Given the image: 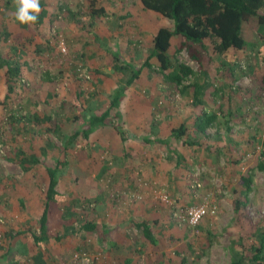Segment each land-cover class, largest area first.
<instances>
[{
    "label": "rangeland",
    "instance_id": "374dc122",
    "mask_svg": "<svg viewBox=\"0 0 264 264\" xmlns=\"http://www.w3.org/2000/svg\"><path fill=\"white\" fill-rule=\"evenodd\" d=\"M136 1L97 0V7L103 5L107 9H120V5L132 3L131 9H136ZM44 5L46 9H51L52 23H46V26H42L38 31L22 29L19 32L15 24V30L10 32L19 36L18 42L15 43L12 37L0 42V54H8L9 58L16 59L19 64L25 62L21 66L23 71L21 70L14 92L8 97L5 72L0 68V171L3 172L0 189V253L6 247L7 231H19L18 241L23 244L28 254L37 252L30 233L38 231L37 221L47 181L43 178L44 174L36 172L33 180L36 181L35 186L26 188V180L30 179L31 175L22 173L13 161L15 147H29L26 143H29L33 132L28 131V128L31 129L34 123L31 114L27 116L25 110H20V107L33 104V100L29 102L33 96L39 97L37 100L41 99V108H37V114H47L51 118L45 125L34 124L35 129L41 131L33 138L46 145L50 144L48 151L52 164H55L56 158H60V151H63L62 159L75 161L85 174H88L89 186L88 191L85 189L83 192L84 196L87 195L86 192L89 196L81 199L75 195L73 176L61 177L59 188L67 191V199L77 215L67 232L65 227H59L57 223L56 229L63 235L59 241L48 240L43 243L46 264L122 263L121 259L125 254L118 255L115 259L111 246L109 248L95 233L82 229L84 221H103L111 233H122L124 241L122 240L116 248L120 249L118 252L123 251L122 253L132 251L136 264H158L159 261L167 259L169 264H231L229 244L235 233L233 202L239 197L240 176L249 169L252 171L253 181L247 194L245 210L254 223H264V171L256 166L259 159H263L260 152L264 150V87L261 88L262 82L259 81V77L264 76V61L257 56L241 53V56L234 58L237 64L232 73L226 71L224 74L219 65L220 58L214 52L213 40L207 38L206 50L212 60L205 75L207 84L203 99L206 108L215 111L219 117L217 125L207 129L206 134L210 137L205 138V135L200 134L196 138L190 130L188 135L174 146L178 147L182 155L179 168L176 167L175 157L163 160L158 158L161 152L157 151V169L163 171L166 168H176L173 176L160 171L161 174L155 177L163 184L155 181V185L141 170H133L136 169L133 166V187L118 188V184L115 183L117 186H114L109 170L112 158L109 156L106 135V140L101 137L98 149L91 146L90 139L87 141L78 136L81 140L78 146H67L66 150H63L61 134H66L75 125L73 114L78 109L70 110L68 104L72 92L77 91L80 94L83 104L90 97H96L100 108L105 107L109 103L105 94L111 93L116 86L124 82L130 71L122 73L110 70L104 53L96 54L92 50V45L96 42L87 28V15L91 10L89 0H44ZM6 6H9L8 3L4 7L11 9ZM61 9H64L63 14L57 17L58 13L62 12ZM121 26H113L111 35L105 36L110 37L104 39L106 43L126 42L129 33ZM100 31L104 29L101 28ZM61 42L65 47L64 52L60 47ZM82 50L84 55H80ZM175 57L179 62L190 66L197 73V78L201 76L198 64L189 58L185 50ZM126 61L133 66L143 63L138 56L128 54ZM231 65L234 66V63ZM143 69L144 72L149 71L145 67ZM194 78L191 76L185 79L183 84L193 81ZM136 85L123 100L124 105L127 106L133 101L143 104L147 103L148 98L151 101L155 99V104L161 106L157 110L158 114L170 115L172 122L180 117L188 119L186 128H191L192 100L190 94L181 91L182 87L164 80L158 70L151 69L150 77H147L144 83L139 81ZM48 92L51 96L43 102L42 98ZM61 103L65 106L64 110L60 108ZM35 109L33 106V114ZM21 120L27 127L18 131L14 125ZM59 123L63 126L55 132L54 129L59 127ZM170 124L171 122L168 126ZM191 139L198 140V144H189ZM208 143L217 144L220 149L208 152ZM157 145L163 150L160 144ZM79 152L84 156L75 157ZM112 163L115 165L114 161ZM155 165L150 164L149 167L155 168ZM93 170L96 171L94 176ZM194 177L201 183L197 189L190 187ZM171 181L175 186L174 191L170 189ZM160 192L166 193L182 208L199 204L204 198H209L216 205V213L204 216L195 226L179 224L173 217L172 207L158 198ZM17 195L22 196L19 201H16ZM63 206L60 207L64 211L67 207ZM144 219L150 222L157 240L156 246L144 241L141 230L134 224ZM84 257L89 259L88 262Z\"/></svg>",
    "mask_w": 264,
    "mask_h": 264
},
{
    "label": "trees",
    "instance_id": "16d2710c",
    "mask_svg": "<svg viewBox=\"0 0 264 264\" xmlns=\"http://www.w3.org/2000/svg\"><path fill=\"white\" fill-rule=\"evenodd\" d=\"M143 8L157 12L172 21L170 27H160L153 35V46L151 53L145 58L142 65L139 67L133 66L121 59L119 52L109 51L112 58V69L118 72L126 73L130 71V75L121 84L108 95L110 105L99 113L91 112L89 109L81 115L76 112L73 114V119L86 122L87 127L82 131L73 130L71 134L63 137V147L72 145L73 141L80 134L84 138L92 132L94 127L111 125V116L113 110L117 109L127 86H130L137 79L144 66L149 69L156 67L162 74L164 80L182 87L183 93L190 94L192 106L197 109V114L193 125L187 129L181 124L179 127L172 130V137L182 139L188 132L198 135H205V138L210 136L206 134L207 129L217 125L218 114L215 111H206L203 109L204 104L203 94L207 82L205 75L208 72L211 56L206 50L205 39L213 40L214 52L219 56V65L224 72L232 73L237 62V58L241 53H250L264 61V0H139ZM8 1H6L7 3ZM41 12L38 21L34 25L39 27L42 24L47 10L44 5V0H40ZM88 25L91 22V17L100 16L104 13V7H97V0H89ZM57 17H61L64 9H61ZM67 15V12L65 13ZM65 15V16H66ZM73 17V15H72ZM15 22L20 28L26 29L31 25H20ZM250 34L254 37L252 40H247L245 30H250ZM3 40L7 41L10 37L14 42H18L19 36L12 35L4 29ZM101 42V41H99ZM15 49V46L13 47ZM185 50L189 58L198 64L200 77H196L197 73L185 63L176 60L175 56ZM234 63V66L231 65ZM5 67L6 79V97L14 92V87L20 76V64L16 59L9 58L8 55H0V67ZM154 66V67H152ZM194 76V80L183 84L185 79ZM258 79V78H257ZM261 88L264 87V76L259 77ZM77 104L81 102L80 94L75 96ZM81 104V103H80ZM219 109H223L219 107ZM84 111V110H83ZM83 115L85 117L83 118ZM117 115L114 111V116ZM35 119L38 117L34 116ZM82 118V119H81ZM45 120H50L49 116L44 117ZM62 126L61 124L59 125ZM122 134V130L117 127ZM189 144H198V140L191 139ZM169 151L173 152L176 157V167L179 168L182 160L180 153L170 149V142L160 141ZM209 144V145H208ZM207 144L206 150L214 152L220 149L216 145ZM213 146V147H212ZM32 148L30 145L27 149L19 148L16 154V160L23 170H29L34 164L43 161V158L38 157L36 153L28 154L27 150ZM43 153L45 150L41 147ZM260 157L264 159V150L260 152ZM259 159L257 168L264 171V160ZM59 162H57V165ZM57 165L54 167L47 166L48 185L44 193V206L38 218V231L30 233L32 242L37 248L35 254L28 252L14 251L13 245L19 244L18 236L20 232H8L6 236V247L3 253L0 254V264H46V259L43 254V243L48 240L59 241L62 234L58 233L56 227H65V231L69 229L75 222L77 212L70 203H61L62 198L56 190L57 185ZM253 181L252 171L249 169L244 174H241L239 179V197L233 202V225L235 233H233L229 244L231 254V264H264V223H254L248 212L245 210L248 199L247 194L251 190ZM242 198V199H241ZM67 207L66 210H61V205ZM67 204V205H66ZM63 206V207H64ZM58 223V224H57ZM135 226L141 230L143 240L150 242L156 246L157 240L154 237L153 231L148 219L134 222ZM82 229L88 232L95 233L101 241L107 242L110 240L107 235L106 225L93 221H84ZM210 244V242H208ZM21 244V243H20ZM158 264H169V260L159 261Z\"/></svg>",
    "mask_w": 264,
    "mask_h": 264
},
{
    "label": "crops",
    "instance_id": "0c3cea01",
    "mask_svg": "<svg viewBox=\"0 0 264 264\" xmlns=\"http://www.w3.org/2000/svg\"><path fill=\"white\" fill-rule=\"evenodd\" d=\"M6 1H8V5L6 7H10L11 9H6L4 6L7 4L5 3ZM0 42H3V35H4V29L8 32H10L11 30H15V24L17 25V23L15 22L14 19V13H15V6L13 3V0H2V2H0ZM136 9H131L132 7V3H125L124 6L120 5V9H107L105 6L101 5L104 7V13L101 14L100 16H93L91 17V22L88 25L89 27L88 30L91 34H93L94 37V41L97 43H93L92 45V50L97 53H104L105 55V60L106 63H111L112 58L110 57V52L109 51H117L119 52L122 61L127 62V54L131 55V56H138L139 59H142V61L145 60V58L151 53L152 50V46H153V35L156 33V31L160 28V27H170L172 25V21L166 17H164L163 15L145 9L143 8L141 2L139 0L136 1ZM123 8V9H122ZM143 8V9H142ZM47 10V15L45 16L42 24L39 25V27H35L34 25L28 26L26 29L30 30V31H38L39 29H42V26H46V23H52V17H51V9H46ZM67 17V15H66ZM165 22H164V21ZM164 22V23H163ZM122 25V26H121ZM18 26V25H17ZM99 26V28L97 27ZM113 26H121L122 29L128 30L127 33H129V37L127 39L126 37V42L124 41L123 43H106V41L104 40L109 39L110 37H105V36H110L112 31L111 29L113 28ZM96 28L98 30H96ZM101 28L104 29V31H100ZM23 28H20L18 26V32L21 31ZM93 30V32L91 31ZM96 30V31H95ZM17 31V29H16ZM97 32V33H96ZM11 33V32H10ZM245 33L247 35V40H252L253 39V35L250 34V30H245ZM37 35V34H36ZM150 40V43L148 44ZM206 40V39H205ZM43 41H45V39H43ZM101 41V42H99ZM147 41V42H146ZM113 47V48H111ZM82 53L80 55H84V51H81ZM247 54H250L247 52ZM0 55H4V54H0ZM8 55V54H7ZM253 55V54H251ZM241 56V55H240ZM255 56V55H254ZM126 58V59H125ZM21 64V63H20ZM25 64V62L23 63ZM23 64H21L20 66H23ZM142 64L139 65V67ZM138 67V66H136ZM145 68H147L146 66H144ZM143 67V68H144ZM154 67V66H152ZM3 68L4 72H5V67H0ZM110 70L113 71L112 69V64L109 65ZM142 68L141 73L139 75V77L137 79L134 80V82L130 85L127 86L125 91H124V95L123 98L121 99L117 109H115L114 111L116 112L117 115L114 116V111L112 112V116H114V118L111 116L112 120H111V125L108 124L106 126H97L94 127V129L92 130V132L88 135L87 138H84L82 134H80L79 136H82L83 139L91 142V146L95 147L98 149V145H100V139L101 137L104 138V140H106L105 135L107 136V143L109 145V153H110V158H112L110 160L109 163H111L109 166V170L111 173V178H112V182L114 183V186L118 184L119 186H117L118 188H129L133 187V184L131 183L132 179H133V175L131 178V169L133 166L136 167V169L133 168V170H141L142 174L149 178L151 181H153V183L156 185L155 181H159L161 184H163V182H161L159 179L155 178L157 175L162 173H167L171 176H173L174 171L176 170V168H172L171 170L166 168L165 170H159L158 165H155L156 161L159 162V160H156V154H158L157 151H160V155H158V158H162L163 160L166 158H173L175 157V154L171 151H169V149L162 143H160V141H168L170 142V149L180 153V151L175 148L176 145H178V142L183 140L182 139H177L175 137H172V130L174 128L179 127L181 124L185 125L187 127L186 121L188 119H185L183 117H180L177 121L174 120L173 118V122L170 120V115H164L161 116L160 114H158L159 112L157 110L160 109L161 106H159L157 103L155 104V99H153L151 101V99H147V103H143L140 104L137 101H133L131 104H127L124 105V99L127 96V94L129 93L130 89H134V85L137 84V82L141 81V83H144L147 79V77H150V69L147 68V70L149 71H145ZM21 70L23 71L22 67H20V74H21ZM153 70H158L156 67L151 69ZM115 71V70H114ZM159 71V70H158ZM5 75V73H4ZM120 85V84H119ZM118 85V86H119ZM116 86L112 92L118 87ZM137 86V85H136ZM7 90V87H6ZM151 90V89H150ZM100 92V90H99ZM111 92V93H112ZM105 94L108 98V95L111 94ZM78 94L77 91L72 92L71 98L68 99V104H69V109L72 110V108H76L77 112L81 115L82 117V113L85 112L87 109H89L91 112H96L99 113L101 110H105L106 108H108V106L110 105V101L109 103L105 106L100 108V105L98 103V100L96 99V97H90L89 99H87L86 103H82L79 102L77 104V100L76 103H74V99L75 96ZM97 94V93H96ZM95 95V94H93ZM48 96H51V93H47V95H45V97L42 98L43 102L44 99L46 100V98ZM39 98V97H36ZM36 98H34L33 96L30 97V101L31 102L33 100V104H26L23 107H20V110H25V113L27 114V116H30L31 114V119H33L32 121H29L30 123H37V124H42L45 125L46 122H50V120H45L44 117L49 116L47 114H42L41 116L39 114H37L38 109L41 108L40 103H41V99L37 100ZM63 103L66 104L65 101H62ZM81 103V104H80ZM205 103V101H204ZM131 105V106H130ZM33 106L36 107L35 109V113L33 114ZM203 109H205L206 111H212L206 108V106L203 104L202 105ZM38 108V109H37ZM60 108H62L63 110L65 109V106H63V104L61 103ZM86 109V110H85ZM193 109V118L191 117L192 121L190 124L193 125L196 114H197V109L195 107L192 106ZM19 110V111H20ZM84 110V111H83ZM158 112V113H157ZM39 113V112H38ZM33 114V115H32ZM4 115V113H3ZM38 117V119L35 117ZM85 117V115H83V118ZM82 119V118H81ZM167 119V120H166ZM29 120V119H27ZM114 120H116V122H114ZM169 120V121H168ZM169 122H171L170 126H168ZM26 123H23L22 120L19 123H16L14 126H17V130L18 131H23V129H25ZM33 124V127L28 131H31L33 133H31L30 139H29V143H26V145H32V148L28 149L27 152L28 154L30 153H36L38 155V157L43 158L42 162H39L37 164H34L30 167L29 170H23L21 168V166L18 164L17 160H16V154L19 150V148H25L24 146H20V147H15V155L13 156V161L18 165V167H20L21 172L24 174H29L31 175L30 179L26 180L27 187L26 188H32L33 186H35L36 181L35 180V175L36 172L38 174H44V179H46L47 181V185H48V172L46 167L50 166V167H54L57 165V162H59V164L57 165V185H56V190L58 192V194L60 195V197L62 198V204L64 203H70L67 199V194L63 188H59L60 186V182H62L61 177H65L68 175L73 176V189L76 191L75 195L77 197H80L81 199H85V197L89 194L88 192L87 195H83V192L85 191V189L87 190V188L89 187L87 185V173L85 174V171L82 170L78 164H76L75 161H71V160H67V159H62L61 157H63V151H60V158H56L55 159V164H52V162L49 160V151H48V147L50 144L44 143L39 141V139L37 138H33V136L38 135L39 132L41 130L39 129H35ZM62 125V123H59V125ZM74 127H72V129L70 131H67L66 134H61V139L63 142V137L65 135H69L71 134V132L73 130H78V131H82L84 128L87 127L86 122L83 121H78L75 120L74 121ZM54 125V124H53ZM63 126V125H62ZM120 128V130H122V134L120 133V131L117 129ZM168 127V128H166ZM60 126L58 128H55L54 131L58 132ZM146 129V130H144ZM93 135V136H92ZM92 136V138L90 137ZM79 137L77 136L76 139L73 141L72 145L69 146H78L77 144L81 141L80 139H78ZM99 138V140H98ZM157 144H160V146L162 147L161 150L159 149V146ZM175 146V147H174ZM41 147L44 148L45 153H43V151L41 150ZM63 150H66L63 145H62ZM164 152H166L164 154ZM52 154V153H51ZM181 154V153H180ZM53 155H55V153H53ZM84 155H82L80 152L77 153V155H75V157H83ZM182 156V155H181ZM176 158V157H175ZM155 159V160H153ZM112 161H114V164L112 163ZM177 161V160H176ZM151 165H155V168L149 167ZM137 165H139L140 167H137ZM94 171V170H93ZM161 171V172H160ZM95 172H93V176L95 175ZM3 176V172L0 171V189H2L1 184H2V177ZM171 191H174V184L173 181H171ZM46 185V186H47ZM29 186V187H28ZM87 186V187H86ZM67 189V188H66ZM88 191V190H87ZM85 193V194H86ZM81 195V196H80ZM19 197V198H18ZM21 195H17V199L16 201H19L21 199ZM44 200L43 199V203L41 205V211L39 213V215L41 214L42 210H43V206H44ZM66 204V205H67ZM71 204V203H70ZM61 205V204H60ZM98 209V208H97ZM62 210V207H61ZM130 220V219H129ZM96 222L97 221H93ZM98 223H102L105 224V222L101 221ZM106 229H107V225H106ZM108 231V229L106 230ZM12 233H15L14 231H11ZM8 231L5 233L7 234ZM122 233L120 232H110L108 231V235L107 237L110 239L107 242V245L112 247L111 248V252H114V257L116 259V257L118 255L121 254H125V257L122 260L121 264H136L135 262V258H133L132 256V251H128L127 253H122L123 251L118 252L117 249V245L119 246L120 243H122L121 241L124 239V236L121 235ZM124 241V240H123ZM19 243V241H17ZM106 242V241H103ZM106 246V249L107 247ZM117 247V248H116ZM13 252L19 251H25V247L23 246V244L21 245L19 244H14L13 245ZM4 251V250H3ZM3 251L1 253H3ZM0 253V254H1ZM118 260V259H117Z\"/></svg>",
    "mask_w": 264,
    "mask_h": 264
},
{
    "label": "built area",
    "instance_id": "2783aa9c",
    "mask_svg": "<svg viewBox=\"0 0 264 264\" xmlns=\"http://www.w3.org/2000/svg\"><path fill=\"white\" fill-rule=\"evenodd\" d=\"M61 50L64 52L65 47L61 42ZM178 96V93L175 94V97ZM201 183L197 177H194L191 181L190 187L193 189H197L200 187ZM158 198L161 202L170 205L173 209V217L176 222L179 224H185L188 226L197 225L201 219L206 215H215L216 213V205L212 203L209 198H204L199 204L191 205L189 207H179L175 204V201L171 199L166 193L160 192L158 194ZM84 259L88 262V258L84 257Z\"/></svg>",
    "mask_w": 264,
    "mask_h": 264
},
{
    "label": "clouds",
    "instance_id": "9594fccd",
    "mask_svg": "<svg viewBox=\"0 0 264 264\" xmlns=\"http://www.w3.org/2000/svg\"><path fill=\"white\" fill-rule=\"evenodd\" d=\"M14 19L20 25H32L38 21L41 12L40 0H13Z\"/></svg>",
    "mask_w": 264,
    "mask_h": 264
}]
</instances>
